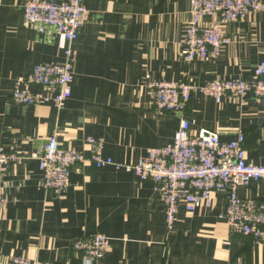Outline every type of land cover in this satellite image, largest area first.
<instances>
[{
	"label": "crops",
	"instance_id": "0c3cea01",
	"mask_svg": "<svg viewBox=\"0 0 264 264\" xmlns=\"http://www.w3.org/2000/svg\"><path fill=\"white\" fill-rule=\"evenodd\" d=\"M26 1L0 0V148L23 156L4 176V263L24 256L48 264H87L73 242L102 233L111 247L98 264H264V244L233 232L221 218L223 193L210 208L189 213L181 207L169 229L154 180L88 161L72 167L67 190L47 191L34 156L54 132L63 147L87 157L88 139L99 140L103 156L118 164H135L150 149L171 143L182 115L155 110L149 85L172 80L200 87L251 78L264 59V11L224 24L228 43L217 57L186 62L181 41L191 0H85L88 17L73 44L72 95L58 111L53 102L12 101L16 86L45 92L28 84L29 74L35 64L64 62L67 46L56 30L24 24ZM218 19L205 16L204 22ZM244 101L226 95L217 102L195 92L184 116L193 133L206 128L233 140L243 132L247 161L264 164V108L255 93ZM239 195L264 201V179L241 186Z\"/></svg>",
	"mask_w": 264,
	"mask_h": 264
},
{
	"label": "built area",
	"instance_id": "2783aa9c",
	"mask_svg": "<svg viewBox=\"0 0 264 264\" xmlns=\"http://www.w3.org/2000/svg\"><path fill=\"white\" fill-rule=\"evenodd\" d=\"M264 11L263 0H191V20L181 41V52L186 62L210 60L217 57L228 39L223 25L237 21L248 14ZM217 15L215 22L205 23V16ZM88 17L85 0H27L24 6V24L36 26L40 31L56 30L67 41L62 63L35 64L29 74L28 84L43 87L45 92H34L29 87L16 86L12 101L17 105H40L53 102L58 111L72 95L74 41ZM151 105L159 113L182 115L173 141L152 148L135 164H118L102 154L103 143L89 138L84 151L63 147L54 132L45 142L39 159L42 171L41 185L47 191L63 192L70 186L71 170L88 161L98 167L116 165L155 182V190L167 206V224L174 226L181 207L193 213L212 207L220 193L225 206L221 213L229 228L236 233L252 236L264 244V201L239 195V188L251 180L264 179V164L247 161L245 135L237 134L233 140H223L216 131L202 128L191 132V122L184 116L195 92L215 98L220 102L229 95L245 102L248 93L259 96L264 108V59L258 63L251 78L218 79L196 87L186 81L161 80L149 85ZM53 92V93H51ZM23 158L15 150L0 148V211L8 205L4 183L9 164ZM73 249L82 254L87 264H98L111 247L108 236L96 233L74 240ZM0 264H48L30 257L11 256Z\"/></svg>",
	"mask_w": 264,
	"mask_h": 264
}]
</instances>
